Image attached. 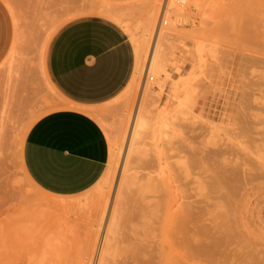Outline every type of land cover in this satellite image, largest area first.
<instances>
[{
    "label": "rangeland",
    "instance_id": "374dc122",
    "mask_svg": "<svg viewBox=\"0 0 264 264\" xmlns=\"http://www.w3.org/2000/svg\"><path fill=\"white\" fill-rule=\"evenodd\" d=\"M164 1L0 0V118H3L5 124L2 140L0 139V264H29L35 260L36 264H52L55 261L57 264H95L106 220L104 218L100 222V211L97 210L99 192L107 193L111 205H114L111 201L113 200L120 210V206L128 202L129 205H135V201L141 202H135L139 207L144 204L141 201L143 198L132 199L135 192H139L140 196L144 194L138 190V184L132 185L131 178L134 174L138 178L145 174L153 146L151 140H148L150 137L146 138V133L140 134L132 139L130 150L125 153L132 119L136 111L146 119V113L152 106H155L157 111L166 107L168 111L173 110L176 106L175 100L172 99L173 87L179 88L183 84L190 90L189 106L184 109L186 115L178 116L176 135L172 141L173 152L165 153L167 156L177 155L180 183L193 182L190 185L191 201L198 209H194V212L205 214L204 208L208 207L206 211L209 216L205 217L209 220L218 218L219 221L218 225L213 222L216 228L209 223L214 226L213 229L208 224L206 227V223L210 221L205 223V217L201 222L195 223L197 227H205L202 228L203 234L193 226L199 234L192 244L195 252L193 264H244L245 252L246 255L249 254L251 264H264V0H221L220 9L216 13L207 12L204 16H201L202 13L198 15L194 11H185L187 14L184 12V19L188 21H180L177 24L175 30L171 31L175 36L170 33L172 37H161L155 43V54L165 60L168 74L167 79L161 82L160 89L154 87L153 81L142 90L143 75L140 70L136 72L134 69L131 44L132 66L127 82L112 98L90 108L91 118L100 127L107 141L109 162L106 170L111 166V153L116 152L114 147L119 146L122 152L113 170V177L108 183L95 185L79 195L64 197L41 191L28 176L25 177L27 174L23 165V148L28 132L41 118L68 110L71 106L68 103L70 101L56 89L47 72V55L56 33L63 26L79 19L102 18L96 14L99 5L110 3V16L118 17L127 23L131 30L130 35L136 41L148 40L147 60L153 44V36H145L147 18L153 8L160 10ZM253 32L257 35L256 39L250 38ZM130 35L127 34V37L131 43ZM198 48H201L199 56ZM250 57L258 61H252ZM251 61L261 62L262 69L258 66L259 63L256 64L258 68H255V63L253 65ZM205 199L209 201L208 206L204 203ZM49 201L77 202L78 205L75 209L63 212L45 206ZM129 205L125 204V208ZM135 207L131 212L136 215L141 209L137 206V211ZM144 210H141V216L138 213L137 217H143ZM51 211L58 214H52ZM122 211L124 214V209ZM49 212L52 218L48 217H51ZM150 212L143 213L150 216ZM126 213L124 216L130 219L128 215L131 213ZM64 214L67 215V220ZM54 215L58 220L54 219ZM155 216H159L158 213ZM134 217L130 219L131 222L124 218L125 221L120 223L117 230L107 235L110 246L104 261L109 264H154L152 261L156 262L160 247L165 254V258L162 257L166 259L169 256L166 245L172 241L169 238V229L161 231L160 228L163 227L153 216L159 232L153 229V235L145 234L154 224H149L147 216L146 219L143 218L148 220L150 227L143 218V221L140 218L139 223H134V219L137 221V217ZM22 218L25 224L23 221L21 223ZM30 222L37 225L32 226L34 234L30 233L33 229H27L31 225ZM63 222L68 226L65 229ZM53 226L57 232L51 229ZM14 227L17 229H13ZM39 227H42V230ZM18 229L23 230L19 232ZM2 230L18 231V234L24 231L26 236L23 242H17L12 237L18 235L17 233H10V239L16 241V244L13 242L15 245H10L15 247L19 243L20 249L16 248L17 246L11 249L9 245L7 251L4 249L7 244L3 239H9V235L6 231L5 236ZM164 232L167 234L164 235ZM64 233H69V242L65 241L69 244L61 241L64 245L63 255H60L56 250L60 244H57V240L60 241ZM49 234L51 237L53 235L54 240L49 238ZM80 234L85 237V241L81 238L86 245L90 246L91 242L95 241L94 246L92 244L91 248L88 245L84 247L79 238ZM55 238L57 245L55 248L53 244L54 249L50 244L52 241L55 243ZM77 240H80V245ZM245 242L251 245L248 253L244 248ZM22 243L24 245L21 249ZM157 243L159 247L153 246ZM48 245L51 246L48 249L52 251L46 249ZM153 247L157 249L154 257L149 253ZM79 248H82V252L85 250L84 253L80 252L82 257L79 256ZM89 248L94 252L89 251ZM60 249L58 250L62 252ZM41 250L44 251L40 252ZM53 250L58 254L53 253ZM39 252L44 253V256H39ZM48 252H51L52 257L54 254V257ZM176 253V259L184 257L183 250H176ZM64 256L67 260H64ZM50 257L55 261L49 262ZM39 258L41 263L38 262Z\"/></svg>",
    "mask_w": 264,
    "mask_h": 264
},
{
    "label": "bare ground",
    "instance_id": "6f19581e",
    "mask_svg": "<svg viewBox=\"0 0 264 264\" xmlns=\"http://www.w3.org/2000/svg\"><path fill=\"white\" fill-rule=\"evenodd\" d=\"M157 1H160V0H157ZM111 5L112 4H110V3H102V4H100L99 5V10H98V12L96 14L98 16H104V17L110 18L125 33L130 35L131 34V30H130V27H129V25L127 23L122 22L120 20V18H118V17L109 15L108 12H109V9H111ZM220 5H221V0H165L163 2V4H162V7H161L160 10H157L156 9L157 7L154 6L156 8L155 9L153 8L151 13L149 14V17L147 18V23H146V26H145V31H146L145 36L146 37L153 36V44H152V48L150 50V53H149V56H148L147 60H146V56H147V50H148V46H149L148 40L144 39V40L138 42L130 35L131 44H132V47H133V54H134V69H136V72H138L140 70L142 75H143V82H142V85H141L142 90L146 88V86L148 85L149 82H153V81H154V83H153L154 87L160 89L161 88V82H163V80L167 79V76H168L167 69H166L167 66L165 64V60L163 58L158 57L155 54V50L154 49H155V43L157 42V40L159 38H161V37L162 38L163 37L164 38L170 37L171 34L173 36H175V33L174 32L172 33L171 31L175 30L177 24L180 21H183V22L184 21L185 22L188 21V20L186 21L184 19V14L186 13L185 11H189V12L190 11H192V12L194 11V12L198 13V15H199V13H202L201 16H204L205 13H207V12L216 13L220 9L219 8ZM221 8H222V6H221ZM155 21H156V24H155ZM165 27H167V28H165ZM248 37H250V36H248ZM250 38L256 39L257 35L253 32V35ZM200 51H201V48H198L197 49V52H198L197 55L198 56L200 55V53H199ZM250 58H252V57H250ZM254 59L255 58H252V61ZM252 61H251V63L254 65L255 62H252ZM254 61H258V60L255 59ZM263 61L264 60H262V62ZM258 63H255V65H254L255 68H258L256 66V64H258ZM144 64H145V67L143 68ZM258 66L261 67V62L259 63ZM260 69H262V67ZM179 88H180V90H179ZM179 88L176 87V86L173 87L174 90L172 92V99H174L175 102H176V106H175V108L173 110L168 111L167 110L168 107H166L162 111H157V108L155 109V106L151 105L152 109L154 108V110L151 109L150 111H148L146 113L148 115V116L146 115L147 116L146 119L143 118L142 116H140L138 111H136V115L132 119L130 133H128L129 134L128 140H126V141H128V143H127L126 148L124 147L125 148V153L127 154V152L130 150L129 145H130V142L132 141V139L136 135L145 134V133H146V138L150 137V139H148V140L149 141L151 140L150 143H152V146H153V148L151 147V149H153V150H152V154H151V157H150L149 165H148V167H147V169L145 171V174L142 176V178H138L134 174V176L131 178V180H132V185H137L138 184L139 185L138 186V190H140V192L142 194L147 195L146 197H144V195L140 196L139 192H135L134 191L135 193H134V196H132V199H134L133 197H137L136 199H138V200L139 199L141 200L143 198L141 201H143L144 204L140 205V207H139L138 204H140L141 202L138 203V201L137 202L135 201L136 203H138L137 206L141 210L145 209L144 210L145 213H146V211H149V212L152 211V212H150V216H151V213H153L152 215L154 217H156L155 219H156L157 223L163 227V228H160L161 231H163L162 229H167L168 228L169 229L168 233L170 232L169 233L170 234L169 238H171L172 241H170V242H168L166 244L167 245V249L169 251V256L166 259H164L165 258L164 255L165 254L163 253V249L161 247H160V250H158V253H160V254L158 256H156L155 253H157V249H155L153 247L152 251H151L152 253L151 252H149V253H150V255L152 254V256H153V254H155V256L157 258L156 262L155 261L153 262L152 260H155V259L151 258L152 260H150V262L152 261V263H154V264H164V263L165 264H193L195 252H194L192 244L195 243L196 239L198 238L197 236L199 235L198 232L196 231V228H198L200 233H202V231L204 233V230L202 229L204 226L197 227V224L195 225V223H197L201 219L203 220V219H205L206 217L209 216L208 213H207L208 207H207V209H206V207L204 208L205 214H203V213H200V214L195 213L196 211H198V209H197V207L195 208V205H194L193 201H191L192 196L190 194V190H191L190 185H192L193 182H189V183L186 182L184 184L180 183V180H179V160L177 159V155L175 156L173 154L171 156H167L166 153H165L166 151L167 152H173L174 149L172 148L173 147L172 141H173V139L175 138V135H176L175 134L176 133L175 132V127H176V123L178 121V116L179 115H186V113H184V109H186L187 106H189L190 90H189L188 86L186 84H183ZM68 110L77 111V112L83 113V114H85V115H87L89 117H91V114H92L90 112V108H86V107H80V106L71 105ZM3 125H5V124H4L3 118L1 117L0 118V139L1 140H2L3 133H4V126ZM124 130H123V134H122L123 138H124V135H125V131ZM147 133H149L150 136H147L148 135ZM122 140H124V139H122ZM119 144H121V138H120V143ZM122 144H123V141H122ZM113 150L116 151V152H115V154L111 153V156H110L111 157L110 158L111 166H110V168L108 170H106V172L103 175V177L101 178V180L96 184L97 186H99L100 183H108L113 177V170L115 168V165H116L119 157L122 154L121 148H119V146H118V148H117V146L114 147ZM25 177L27 178V175ZM27 180L29 181V179H27ZM29 182L31 183V181H29ZM136 194H137V196H135ZM98 197H99V200H98V208L99 209H97V210L100 211V222L103 221L104 218L106 220H105V224H104V227H103V231L101 230L102 231V236L100 237V240H99V246H98L99 247V251L97 253L98 258H97V261L95 262V264H109L108 262L104 261V259H105L104 256L106 255L107 249L110 246V241L107 238V235L111 234L113 231H116L117 227L120 225V223L124 222L125 220L131 222L130 219L132 217H134V215H135V214H132V212H133V209H134L133 207L136 206V203L134 202L135 205L132 204L133 206L129 205L130 202L125 203L126 205L127 204L129 205V206H126L127 210L125 208V204L123 206H120V207H122V209L120 210V208L115 206L116 204H115V202H113V200H111V201H112V204L114 203V205H111V202L109 200V196L107 195V193L104 194L103 192L102 193L99 192ZM109 202H110V206H109ZM132 203H133V201H132ZM204 203H206V206H208L207 204H209V201H207L205 199ZM76 205H78L77 202H69L68 203V202H56V201H49V202H47L45 204V206H47V207H50V208L52 207V209L54 208V209L63 210V212H64V210L67 211L69 209H73L74 207H76ZM131 206H132V208H131L132 212H131V209L129 210L130 211L129 212L128 209ZM137 206L135 207V210L138 209ZM47 209H49V208H47ZM123 209H124L125 213L129 212V213H126L127 215L131 213L132 216L128 215V216H130V219H129L128 216H127L128 218H126L124 216L125 213L123 214V211H122ZM194 209L195 210L197 209V210L194 212ZM141 210H140V213H139V211L136 213V215H135L136 217L139 214H140L139 216H141ZM144 211H142L143 217L146 215V214L144 215V213H143ZM199 211H202V210H199ZM45 212H43V213H45ZM53 212L55 214L56 211H53ZM53 212H52V214H53ZM30 213H32V212H30ZM56 213L58 214V212H56ZM59 213H60V211H59ZM156 213H158L159 216H155ZM25 214L29 215V213H25ZM50 214L51 213L49 212V215ZM52 214H51V217L50 216H48V217L52 218ZM55 215H54V217H55L54 219L58 220L57 216H55ZM60 215H62V213H60ZM66 216L67 215L64 214V218ZM68 216H69V212H68ZM139 216L137 218L134 217V218L137 219V221H135V219H134L132 222H134V223L138 222L139 223L138 219L141 218L140 220H142V218H143V217H139ZM146 216L148 217L149 215L147 214ZM146 216L144 217L145 219L147 218ZM150 216L147 219L149 220V224L152 225V224L155 223L154 222L155 219L152 216L151 217V219L153 220V222H152V220L149 219ZM23 218H24V216H23ZM23 218H22V220H20L21 223L23 221ZM31 218L34 219L33 216ZM31 218H30V220L32 221ZM37 218H38V214H37ZM39 218H41V216H39ZM42 218H44V216H42ZM124 218H126V219L124 220ZM144 218H143V220L145 221ZM67 219L65 218V220H67ZM217 219L218 218H213L212 220L211 219L209 220L208 218H206V220H203V221L205 223L207 222V220L210 221V222L206 223V227H208V226L210 227L211 226L212 229H213L214 226H212V225H215L217 222L219 223V221ZM148 220L145 221L146 224H147ZM213 220H215L216 222L213 221ZM64 222H66V221H64ZM64 222H63V224H64ZM150 222H152V223H150ZM31 223L32 222H30L29 224H31ZM209 223H212V225L209 224ZM218 223L216 225H218ZM221 223H223V222L221 221ZM24 224H25V222H24ZM24 224H23V227H24ZM72 224H70L71 227H72ZM155 224L152 225V226L151 225L148 226V224H147L148 227L151 226L150 227L151 230L149 229V232H148L147 231L148 228H146L147 229L146 230L147 233L145 232V234L149 233V235L150 234L153 235L152 234L153 229H154V231L156 230V232H159V231H157L158 227H156ZM207 224H208V226H207ZM34 225H32V224L29 225L27 229H29V228L33 229L32 226H34ZM216 225H215V228H216ZM193 226H195L196 228L193 227ZM35 227H37V225H35ZM63 227L65 229L68 226L65 223ZM63 227L61 225V228H63ZM152 227H156V229L152 228ZM200 228H201V230H200ZM10 229H9V231H10ZM13 229H17V227L16 228L14 227ZM31 229H29V231H31ZM39 229H40V227H39ZM45 229H46V227H45ZM51 229L55 230L54 226ZM99 229L100 228H98V230ZM7 230H8V228H7ZM20 230H19V232H20ZM40 230H42V227H41ZM54 230H52V232H54ZM57 230H58V232L60 231L59 229H57ZM33 231H34V229L30 233L32 234ZM63 231L64 230L62 229V233H63ZM5 232L2 230V233H5ZM12 232H8L9 236H7V237H9V239H6V237H4L5 240L3 239V241L4 242L6 241L5 243L7 244L6 247L4 248L6 251L10 248L9 246H11V249L15 248L16 246H17L16 248H19V246H20L19 243H17L19 246L16 245L15 247L10 245V244H14V243L16 244V241L14 239H12V238H11L12 240L10 239V236H11L10 233H12V235H13V234H16L18 231H13L12 230ZM55 232H57V231L55 230ZM55 232L53 233L54 235H55ZM75 232H77V231H75ZM6 233H5V236H6ZM21 233H19V234L17 233L18 235H14L12 237H14L17 240V242H23V238L26 235L24 234V231H23L22 237H21V235H20ZM68 234L69 233H67V235ZM70 234L72 235V233H70ZM83 234L82 235L80 234L79 238L81 239V242H83L82 245H84V247H85L88 244L86 245V243L84 242L85 241V237H83ZM159 234H161V233H159ZM165 234H167V233L164 232V235ZM202 234H200V235L203 236ZM64 235H66V234L64 233ZM64 235H62L63 237L60 238V236L58 234V237L60 238V241L57 240L58 237L55 236V237H57V239L55 238V243H54V241H52L51 242L52 244H50L52 246V248H54V246L56 248V245L59 244V242H60V244H62L61 246H60V244L57 245V249H56L58 251V253H60V255L61 254L63 255L62 246L65 243L69 242V239L67 238L68 237L67 235H66L67 240H66V238L63 239ZM76 235H74V237H76ZM90 235H92V234H90ZM2 236H4V234ZM2 236H1V238H2ZM18 236H19V238H18ZM52 237H53V235H52ZM52 237H51V235L49 236V238L54 240V237L53 238ZM69 237H70V235H69ZM81 237L84 238V241L82 240L83 238H81ZM91 237H93V236H91ZM95 237H96V235H95ZM31 238H32V236H31ZM19 239H21L22 241L19 240ZM76 239H78V238H76ZM90 239H92V238H90ZM166 239H168V238H166ZM29 240H31V239H29ZM56 240L58 242L57 244H56ZM94 240H95V238H94ZM9 241H10V243H9ZM50 241H48V242H50ZM61 241H63L64 244ZM65 241H68V242H65ZM78 242H79V245H80V243H81L80 240ZM90 242H91V240H90ZM72 243H73V241H72ZM75 243L77 244L76 241H75ZM93 243L91 242V245ZM41 244H43V243H41ZM53 244H55V245L53 246ZM68 244H66V245H68ZM23 245H24V243H22L21 249L23 248ZM44 245L46 246V241H44ZM50 245H48V247L46 248L47 250H49L48 248H51ZM66 245L64 247H66ZM91 245L90 246L88 245V246L91 248ZM95 245H96V243H95ZM93 246H94V244H93ZM153 246L159 247L158 243H157V245L155 244ZM42 247H44V246H42ZM84 247H83V249H85ZM90 248H89V251L94 252ZM244 248L247 249V253L250 251L251 245L249 244V242H245ZM19 249H15V250L18 251ZM58 249L62 250V252L59 251ZM81 249L79 248V250H80L79 251V256L81 255L80 252H82ZM153 249H155L154 250L155 252L153 251ZM179 249L183 250L184 257H182V258L179 257L180 259H176V256H177L176 250H179ZM43 251L44 250H41L40 252H43ZM49 251H52V250H49ZM57 251L53 250V253H56ZM74 251H76V250H74ZM66 252H67V250H66ZM84 252H85V250L82 253H84ZM87 252H88V250H87ZM7 253H9V251ZM7 253H6V256L9 257L7 255ZM58 253H56V254H58ZM70 253H72V249L70 250ZM48 254L52 257L51 252H48ZM88 254H90V252ZM40 255L42 257V255L44 256V253L43 254L40 253L39 256ZM71 255H73V254H71ZM71 255H69V256H71ZM45 256L48 257V255H46V254H45ZM178 256H179V253H178ZM51 257H50V259H51ZM53 257H54V254H53ZM81 257H82V255H81ZM36 258L37 257H35V259ZM65 258L66 257L64 256V260H67ZM87 259H89V258L87 257ZM250 260H251V258L249 257V254L246 255V252H245V258L243 259L244 264H251ZM39 261H40V258H39L38 262ZM51 261H55V259L54 260L51 259L49 262H51ZM41 262L42 261H40V263ZM45 262H48V261L45 260ZM81 262H83V261L81 260ZM141 262H143V261H141ZM31 263L32 262H29V264H31ZM34 263L36 264V260L33 261L32 264H34ZM42 263L44 264V262H42ZM54 263H52V264H54ZM59 263H60V260H59ZM83 263H80V264H83ZM136 263L139 264V262H136ZM55 264H57V263H55ZM62 264H65V263H62ZM68 264H69V262H68ZM133 264H134V262H133Z\"/></svg>",
    "mask_w": 264,
    "mask_h": 264
},
{
    "label": "crops",
    "instance_id": "0c3cea01",
    "mask_svg": "<svg viewBox=\"0 0 264 264\" xmlns=\"http://www.w3.org/2000/svg\"><path fill=\"white\" fill-rule=\"evenodd\" d=\"M98 17L105 19L83 18L63 26L48 51V75L74 106L92 108L104 103L123 88L131 71L127 33L110 18ZM108 162L109 149L100 127L73 110L41 118L24 142L27 176L53 196L86 192L101 180Z\"/></svg>",
    "mask_w": 264,
    "mask_h": 264
}]
</instances>
